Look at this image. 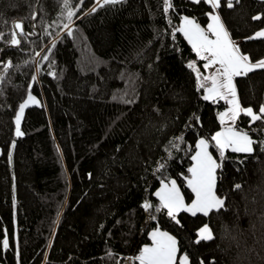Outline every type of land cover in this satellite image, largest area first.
I'll return each mask as SVG.
<instances>
[{
    "label": "trees",
    "instance_id": "obj_1",
    "mask_svg": "<svg viewBox=\"0 0 264 264\" xmlns=\"http://www.w3.org/2000/svg\"><path fill=\"white\" fill-rule=\"evenodd\" d=\"M227 2L218 11L229 36L249 58L264 56V38L250 39L264 26V0ZM171 3L165 13L163 0H0L1 264H139L157 227L189 264H264V119L236 121L255 141L251 154L228 150L221 162L210 144L223 207L181 212L179 223L155 210L161 181L191 196L195 141L211 140L225 106L203 99L188 67L196 54L175 31L182 16L205 24L211 7ZM234 84L241 107L259 114L264 68ZM28 91L39 103L24 109L17 136ZM205 225L213 238L196 243Z\"/></svg>",
    "mask_w": 264,
    "mask_h": 264
},
{
    "label": "snow or ice",
    "instance_id": "obj_2",
    "mask_svg": "<svg viewBox=\"0 0 264 264\" xmlns=\"http://www.w3.org/2000/svg\"><path fill=\"white\" fill-rule=\"evenodd\" d=\"M118 2L119 0H103V4ZM163 2L164 11L167 13L172 8L171 0H163ZM193 2L200 3L201 0H193ZM203 2L212 9L208 14L210 22L207 24V28H202L194 19L182 17L181 25L175 31L183 34L197 59L204 61L203 68L205 70L215 68V71L210 75L202 76L195 62L188 64V67L196 73L198 88L204 90L203 99L213 103L223 100L228 105L225 111L218 114L221 130L211 136V141L214 142L212 146L216 148L219 160L222 162L226 158L225 154L228 150L233 153L245 154H251L254 151L255 141L247 132L237 130L235 124L242 113L250 117L252 122L264 119V105H261L259 114L255 113L252 108H242L237 98L234 78L247 75L257 68H264V60L251 63L249 56L242 54L239 47L231 40L220 16L216 14V10L221 7V0H203ZM232 6V0H228L227 7L231 8ZM65 7H68V0H65ZM95 10V8L92 9V11ZM73 15L74 13L69 10L68 18L71 19ZM253 19L259 20L261 17L254 16ZM64 27L68 28V25L65 24ZM15 28L20 29L22 34L20 23H16ZM69 35H71V30H69ZM255 38H264V30L258 31L254 37H250V39ZM19 43L16 33H13L11 44L18 45ZM43 59L47 60L48 57L45 56ZM33 79L35 80V77ZM208 83H210V87L206 86ZM29 102H36L31 95L25 103L20 105L17 113V136L23 135L20 131V121ZM209 147L210 143L206 139L201 138L196 142L195 152L191 156L192 164L187 169L188 175L184 177L187 188L191 190L194 197L191 203H185V197L177 186L176 180H169L167 183L161 181V187L155 193L159 199V205L155 209L157 212L166 211L171 220L179 223L177 216L181 212L191 213L193 216L197 213L208 216L213 210L223 207L224 200L218 197L215 191L216 173L222 167V163L214 159ZM261 150L264 151V142H262ZM239 187L240 185H236V188ZM143 207L148 210L152 208V205L146 202ZM149 236L152 241L151 246H144L139 255L135 257L139 264H189L187 255L178 257V242L168 232L161 231L157 227L149 233ZM197 236L196 243L213 238L207 225L198 230ZM3 246L4 248L8 247L6 236Z\"/></svg>",
    "mask_w": 264,
    "mask_h": 264
},
{
    "label": "rangeland",
    "instance_id": "obj_3",
    "mask_svg": "<svg viewBox=\"0 0 264 264\" xmlns=\"http://www.w3.org/2000/svg\"><path fill=\"white\" fill-rule=\"evenodd\" d=\"M94 1H96V0H94ZM212 11V9L209 11V13ZM208 13V14H209ZM216 14H218L219 16H220V18H221V22L223 23V25H224V28L226 29V26H225V24H224V22H223V20H222V17H221V15H220V13H219V11H218V9L216 10ZM182 17H188V18H190V19H194L193 18V16H182ZM182 17H181V19H180V22L178 23V25L175 27V30L177 29V28H179L180 27V25H181V22H182ZM195 20V19H194ZM196 21V20H195ZM198 24H200L201 25V27L202 28H207V24L210 22L209 21V19H207V21H206V23L205 24H201V23H199L198 21H196ZM227 30V29H226ZM262 30H264V26L262 27V28H260V29H258L257 31H255L254 33H253V36H255V33L256 32H258V31H262ZM228 32V31H227ZM182 34V33H181ZM183 35V34H182ZM184 37V36H183ZM231 38V37H230ZM231 40L238 46V41H236V40H234V39H232L231 38ZM187 41V40H186ZM188 42V41H187ZM190 45V44H189ZM191 46V45H190ZM239 47V46H238ZM241 51V50H240ZM195 53V52H194ZM241 53L242 54H244V55H246L245 53H243L242 51H241ZM260 60H264V56H261V57H259V58H256V59H251L250 58V62L251 63H256L257 61H260ZM193 62H195L196 63V66H197V68L199 69V71H200V73H201V75L202 76H204V75H210L212 72H214L215 71V68H212V69H208V70H205L204 68H203V64H204V61H200V62H198V59H197V57L195 58V61H193ZM206 86H211L210 85V83H208ZM29 95H31L32 97H34L35 98V103L34 102H29L28 103V105H30V104H38L39 103V98L36 96V95H34V94H32L30 91H28V93L26 94V96L24 97V99L22 100V102H20V104H19V106H18V109H17V111H16V115H15V124H16V116H17V113L19 112V109H20V105L21 104H23V103H25V101H27L28 100V97H29ZM204 95V90L202 89V96ZM223 101V100H222ZM224 103H225V101H224ZM228 108V105L225 103V106L223 107V108H220L219 110H217V112H216V116H217V118H218V114L220 113V112H223V111H225L226 109ZM246 109V108H245ZM218 121H219V119H218ZM220 123V122H219ZM235 127H236V129L237 130H239V131H243V132H245V130H243V129H240L239 127H237L236 126V124H235ZM221 130V125H220V127L212 134V135H214L217 131H220ZM15 132H16V128H15ZM201 138H203V139H206V140H208L209 141V143L211 144V140L210 139H207V138H204V137H198L197 139H196V141H195V145H196V142L199 140V139H201ZM212 143H214V142H212ZM209 151H210V148H209ZM195 152V151H194ZM211 152V151H210ZM213 155V154H212ZM214 157V156H213ZM214 159H215V157H214ZM192 164V163H191ZM191 166V165H190ZM185 184H186V181H185ZM178 186V185H177ZM187 186V185H186ZM160 187H161V184L158 186V188L155 190V193L157 192V191H159V189H160ZM179 187V186H178ZM180 188V187H179ZM190 190V189H189ZM180 191H181V193H182V195H184V197H185V194L183 193V191L180 189ZM190 192H191V190H190ZM154 193V194H155ZM217 195V194H216ZM218 196V195H217ZM218 197H220V198H222L221 196H218ZM194 197H193V194L191 193V196L189 197V198H186L185 197V203H188V204H190L191 203V200L193 199ZM156 228H154V229H151L150 230V232L149 233H151L152 231H154ZM161 230V229H160ZM161 231H164V230H161ZM164 232H166V231H164ZM171 235V234H170ZM150 237V236H149ZM151 243H152V241H151V238H150V242L149 243H147V244H145V245H143L142 246V248L144 247V246H151ZM141 248V249H142ZM140 253V252H139ZM139 253L136 255V256H138L139 255ZM180 255H185L184 253H178V257L180 256ZM138 263H139V261H138Z\"/></svg>",
    "mask_w": 264,
    "mask_h": 264
},
{
    "label": "crops",
    "instance_id": "obj_4",
    "mask_svg": "<svg viewBox=\"0 0 264 264\" xmlns=\"http://www.w3.org/2000/svg\"><path fill=\"white\" fill-rule=\"evenodd\" d=\"M101 1H103V0H96V3H99V2H101ZM1 264V263H0Z\"/></svg>",
    "mask_w": 264,
    "mask_h": 264
},
{
    "label": "water",
    "instance_id": "obj_5",
    "mask_svg": "<svg viewBox=\"0 0 264 264\" xmlns=\"http://www.w3.org/2000/svg\"><path fill=\"white\" fill-rule=\"evenodd\" d=\"M9 67L4 68V70H7Z\"/></svg>",
    "mask_w": 264,
    "mask_h": 264
}]
</instances>
